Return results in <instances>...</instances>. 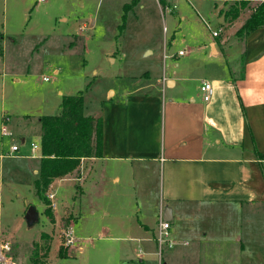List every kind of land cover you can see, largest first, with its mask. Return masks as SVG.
Instances as JSON below:
<instances>
[{"label":"rangeland","instance_id":"rangeland-1","mask_svg":"<svg viewBox=\"0 0 264 264\" xmlns=\"http://www.w3.org/2000/svg\"><path fill=\"white\" fill-rule=\"evenodd\" d=\"M217 1L213 8L214 3L209 0H180L174 10L170 8L173 0L166 3L154 0H0V147L3 153L16 146L18 151L14 156H17L27 152L31 143L38 145L37 118L53 114L61 97L80 90L84 111L88 114L96 113L102 103L117 100L119 93L124 94L143 83L152 85L167 66L183 73L187 90L197 88L203 73L201 63L209 53L207 43L211 33L219 30L218 38L225 40V48L231 47L234 41L243 42L232 35L230 25L234 20L225 19L223 15L218 22L232 1ZM261 2L250 1L240 10V20L247 19ZM165 6L170 11L165 12ZM183 49H188L190 54L177 57V51ZM197 49L203 54L193 58L183 72L182 63ZM162 51L172 58L162 59ZM227 51L226 59L232 67L240 58L239 49L233 46ZM148 92L151 96L158 95L160 100L157 87L152 91L144 90ZM167 93L166 90L165 98ZM161 114L159 107V118ZM2 116L6 121L1 122ZM2 128L13 136H2ZM19 134L26 136L24 145H20ZM34 155L37 157L38 152ZM35 161L12 159L2 167L0 241L10 245V256L15 264H30L33 241H37L42 232L49 234L51 241H38L41 264H138L134 245L122 249L120 245L124 243L115 241L122 236L117 227L139 221L138 208L148 218H153L160 185L159 170L148 173V184L140 190L138 180L130 179L122 168L105 169L100 163H86L81 172L83 169V176L87 174L88 178L79 183L67 178L55 182L50 193L46 192L44 197L52 194L57 213L54 218L48 199L52 214L49 220L44 214L45 206L34 193L31 165ZM71 177L78 178V171ZM113 177L119 178V182H111ZM26 207L37 215L31 225L24 220ZM181 210V217L174 221L180 229L192 225L210 231L222 221L229 227L238 225V219L233 217H213V213L221 210L237 213V207L204 206L188 213L185 208ZM191 214L196 215L191 217ZM68 227L76 241L65 247L62 232ZM229 233L230 237L238 234L236 230ZM48 244L47 260L42 259L43 249ZM59 247L65 257L57 256ZM155 251L154 246L151 252L155 254ZM167 251L168 248H163L162 258ZM250 252L242 262L228 252L227 261L229 264L250 263L256 250ZM260 252L263 260L264 250ZM155 261L151 256L144 264H155Z\"/></svg>","mask_w":264,"mask_h":264},{"label":"crops","instance_id":"crops-1","mask_svg":"<svg viewBox=\"0 0 264 264\" xmlns=\"http://www.w3.org/2000/svg\"><path fill=\"white\" fill-rule=\"evenodd\" d=\"M173 1L176 5L180 0ZM209 1L214 3L213 8L217 6V0ZM240 19L238 17L230 25L232 35L246 20ZM207 44L209 53L201 63L203 73L197 88L187 90L183 73L167 66L152 85L143 83L124 94L119 93L117 100L102 103L96 113L86 114L83 109L85 116L101 120V156L81 159L72 173L53 180L47 190L50 193L52 184L67 178L77 183L88 178L87 174L83 176V169L81 172L86 163H100L105 169L122 168L130 179L138 180L140 190L148 184V173L158 169L161 177L153 218H148L138 208L139 221L117 227L122 236L116 237L115 241L124 243L120 245L122 249L134 245L138 264H144L151 256L155 258L151 251L159 217L169 224L170 239L174 241V246L162 258V264H229L228 252L242 262L251 250H256L254 260L247 264H264L263 254H258L264 250V27L251 32L243 42L234 41L228 47L239 49L240 58L232 67L226 59L229 54L224 39L211 36ZM182 51L184 55H175L183 58L190 54L188 49ZM162 54L168 56L166 61L172 58L163 51ZM202 54L197 49L180 69L184 72V67ZM202 81H208L212 86L207 102L201 101L198 91ZM156 87L160 100L158 95L144 93V90L150 88L152 91ZM159 107L162 110L160 118ZM6 119L2 116L1 122ZM19 135L20 145H24L26 136ZM37 141L39 146V128ZM28 148L29 145L25 150ZM17 151L18 147L14 153ZM14 153L8 156L9 150L3 153L0 147V178L7 160L29 159L36 160L31 165L35 179L39 152L37 157H34L37 152L33 154L31 148L17 156ZM77 171L79 177H71ZM111 182L118 183L119 178L113 177ZM49 201L56 218L53 196ZM204 206L237 207V213L225 210L213 213V217L221 219H238L237 228L229 227L223 221L210 231L192 225L176 227L174 221L181 217L182 208L188 213ZM165 209L169 210L166 219L163 218ZM195 215L191 214V217ZM230 230H236L237 236L230 237ZM38 241L39 237L33 242Z\"/></svg>","mask_w":264,"mask_h":264},{"label":"trees","instance_id":"trees-1","mask_svg":"<svg viewBox=\"0 0 264 264\" xmlns=\"http://www.w3.org/2000/svg\"><path fill=\"white\" fill-rule=\"evenodd\" d=\"M232 1L224 11L225 19L236 20L243 9L252 0ZM160 3H163L161 0ZM264 27V0L257 5L234 36L245 39L251 32ZM83 91L71 96L61 97L56 111L50 115L38 117L39 125V162L37 176L33 181L34 193L45 206L44 214L52 220L48 199L45 196L53 180L72 173L83 158L101 156V120L85 116L83 113ZM46 198V199H45ZM49 239L46 234L39 235V241ZM30 264H41L38 257L39 244L33 243ZM49 246L43 251L46 258ZM58 257H64L59 247Z\"/></svg>","mask_w":264,"mask_h":264},{"label":"built area","instance_id":"built-area-1","mask_svg":"<svg viewBox=\"0 0 264 264\" xmlns=\"http://www.w3.org/2000/svg\"><path fill=\"white\" fill-rule=\"evenodd\" d=\"M158 3V1L161 0H154ZM163 2L165 1V3L167 1H171V0H162ZM171 9L175 8V5H171L170 7ZM170 8L168 9L167 6L164 7L165 12L170 11ZM219 34V30L212 32L211 36L212 37H216ZM184 51H177V55L178 56H182L184 55ZM166 56L165 54L162 56L163 59H165ZM42 81L46 82L47 79L46 78H42ZM199 94H200V99L202 102H207L212 94V86L208 81H202L200 83L199 86ZM1 134L4 137H10V133H8L4 128H2L1 130ZM31 148V152L34 154L35 152H38L39 150V146L35 145L33 143H31L30 145ZM16 151V147L15 146H11L10 147V154L8 156H10L12 153H14ZM52 195L47 194L46 198L47 199H51ZM63 233V238H64V242H63V246L65 247H70L72 245H74V242L76 241L75 238L72 236V230L71 227H68L65 231L62 232ZM153 242H154V246H155V260H156V264H162V251L163 248H172L174 246V241L172 239H170V232H169V224L162 220L160 217L158 218L156 225H155V229H154V235H153ZM10 245L8 243H4L0 241V264H15V262L13 261L12 257L10 256Z\"/></svg>","mask_w":264,"mask_h":264},{"label":"water","instance_id":"water-1","mask_svg":"<svg viewBox=\"0 0 264 264\" xmlns=\"http://www.w3.org/2000/svg\"><path fill=\"white\" fill-rule=\"evenodd\" d=\"M224 13L221 15V17L219 18V21H222ZM168 214H169V210L165 209L163 211V218L166 219L168 218ZM37 219V215L35 212H33L30 208H27L25 211V215H24V220L27 223V225H31L32 223H34Z\"/></svg>","mask_w":264,"mask_h":264}]
</instances>
